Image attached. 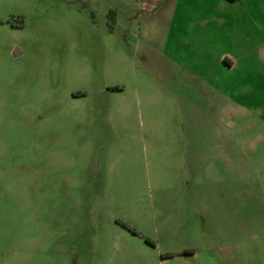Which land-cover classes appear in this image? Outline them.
<instances>
[{
    "label": "rangeland",
    "instance_id": "obj_1",
    "mask_svg": "<svg viewBox=\"0 0 264 264\" xmlns=\"http://www.w3.org/2000/svg\"><path fill=\"white\" fill-rule=\"evenodd\" d=\"M261 45L264 0H0V264H264Z\"/></svg>",
    "mask_w": 264,
    "mask_h": 264
},
{
    "label": "crops",
    "instance_id": "obj_2",
    "mask_svg": "<svg viewBox=\"0 0 264 264\" xmlns=\"http://www.w3.org/2000/svg\"><path fill=\"white\" fill-rule=\"evenodd\" d=\"M227 1H233V0H227ZM264 45H261L259 47V50L257 52V57L256 58L258 61L261 62L262 65H264V61L262 60V58L260 57V49L261 47ZM219 61L222 62L225 67L227 66L230 69H234V68H239V59L237 58H231L228 55H224L223 58H219ZM203 251V249H201ZM209 250V249H208ZM200 251V249H195V248H191V247H185L182 251V253L180 254V257L182 259V261L184 262V264H214L212 262L204 261V260H200L199 258H197V254ZM207 252V251H206ZM220 264H226L225 262H222Z\"/></svg>",
    "mask_w": 264,
    "mask_h": 264
},
{
    "label": "water",
    "instance_id": "obj_3",
    "mask_svg": "<svg viewBox=\"0 0 264 264\" xmlns=\"http://www.w3.org/2000/svg\"><path fill=\"white\" fill-rule=\"evenodd\" d=\"M260 57L264 61V46H262L261 49H260Z\"/></svg>",
    "mask_w": 264,
    "mask_h": 264
},
{
    "label": "trees",
    "instance_id": "obj_4",
    "mask_svg": "<svg viewBox=\"0 0 264 264\" xmlns=\"http://www.w3.org/2000/svg\"><path fill=\"white\" fill-rule=\"evenodd\" d=\"M148 241H150V239L149 238H146Z\"/></svg>",
    "mask_w": 264,
    "mask_h": 264
}]
</instances>
